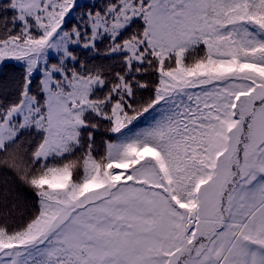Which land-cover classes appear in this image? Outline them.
Segmentation results:
<instances>
[{
  "label": "snow or ice",
  "instance_id": "snow-or-ice-1",
  "mask_svg": "<svg viewBox=\"0 0 264 264\" xmlns=\"http://www.w3.org/2000/svg\"><path fill=\"white\" fill-rule=\"evenodd\" d=\"M6 61L0 264H264V0H0Z\"/></svg>",
  "mask_w": 264,
  "mask_h": 264
},
{
  "label": "trees",
  "instance_id": "trees-1",
  "mask_svg": "<svg viewBox=\"0 0 264 264\" xmlns=\"http://www.w3.org/2000/svg\"><path fill=\"white\" fill-rule=\"evenodd\" d=\"M91 0H78V3L81 5L90 3ZM97 2H101V0H97ZM75 15V14H74ZM78 18V15H77ZM103 48L104 45H101ZM78 55L81 56V59L88 60L89 63L94 64H110L114 63V61H108L104 60L103 57L97 58L95 60L91 59V56L93 54L91 53H83L82 51H78ZM24 76V68L21 63H18L16 61H6L3 63H0V95H7L10 99H15V92L17 89V86L22 81V78ZM38 81L33 82V90H36V85ZM145 98L149 95L148 93H145ZM147 121L141 119L140 123L138 124V127H144L146 125ZM135 130V129H134ZM16 186L18 191L22 193L23 198L31 204L35 197L32 195L30 191L23 188V186L19 185H13Z\"/></svg>",
  "mask_w": 264,
  "mask_h": 264
}]
</instances>
